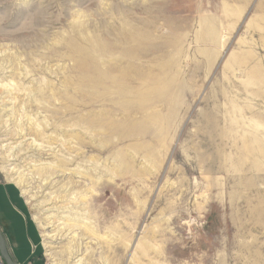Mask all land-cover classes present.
Segmentation results:
<instances>
[{
  "label": "rangeland",
  "instance_id": "1",
  "mask_svg": "<svg viewBox=\"0 0 264 264\" xmlns=\"http://www.w3.org/2000/svg\"><path fill=\"white\" fill-rule=\"evenodd\" d=\"M0 169L43 264H264V0H0Z\"/></svg>",
  "mask_w": 264,
  "mask_h": 264
},
{
  "label": "crops",
  "instance_id": "2",
  "mask_svg": "<svg viewBox=\"0 0 264 264\" xmlns=\"http://www.w3.org/2000/svg\"><path fill=\"white\" fill-rule=\"evenodd\" d=\"M0 229L9 253L17 264H43L37 257V230L25 213L18 190L15 185L1 177ZM0 264H5L1 256Z\"/></svg>",
  "mask_w": 264,
  "mask_h": 264
},
{
  "label": "bare ground",
  "instance_id": "3",
  "mask_svg": "<svg viewBox=\"0 0 264 264\" xmlns=\"http://www.w3.org/2000/svg\"><path fill=\"white\" fill-rule=\"evenodd\" d=\"M67 152H68V151H67ZM64 158H65V157H64ZM69 160H70V159H69ZM57 162H58V164H56L55 167H56V168L59 167L60 169H61V168L64 169L65 166H66L67 163H68V161H67L66 159H65L64 161H60V159H59V161H57ZM68 165H69V164H68ZM49 168H50V167H49ZM0 170H1V169H0ZM4 170H5V169H4ZM43 170H44V169H43ZM52 170H53V169H52ZM52 170H50L51 173H53ZM66 170H69V169H68V168L65 169V172H66ZM2 171H3V170H2ZM55 171H56V170H55ZM60 171H61V170H60ZM62 171H63V170H62ZM3 172H4V171H3ZM46 172H47V171H46ZM48 172H49V171H48ZM57 172H59V171H57ZM1 173H2V172H1ZM42 173H43V172H42ZM42 173H41V170H40V174H42ZM66 173H68V172H66ZM66 173H65V174H66ZM68 174H69V173H68ZM61 175H62V174H61ZM58 176H59V175H58ZM61 177H62V176H61ZM61 177H60V178H61ZM63 177H64V176H63ZM82 177H83V175H82ZM82 177H81V178H82ZM64 178H65V177H64ZM99 181H100V180H99ZM99 181H98V179H96V180H95V179H92V184H95V185H96V184H98ZM71 183H72V182H71ZM71 183H70V184H71ZM77 183H78V182H77ZM77 185H78V184H77ZM83 196H86V195H83ZM81 200H82L83 207H84V208L87 207L88 202H87L86 197H83ZM74 223H75V222H74ZM73 225H74V224H73ZM81 229H82V230H81ZM81 229H80V230H81V232H82L83 235H89V234H90V235H91V234L94 235V234H96V236H97V233L95 232V230H94L92 227H89V225H88L87 223H86V224L84 225V227L81 228ZM79 232H80V231H79ZM96 241H97V240H96ZM97 242H98V241H97ZM115 246H116V245H115ZM111 249H112V248H111ZM113 250L116 251V248H114ZM113 250H112V251H113ZM69 253H70V252H69ZM72 253H73V252H72Z\"/></svg>",
  "mask_w": 264,
  "mask_h": 264
},
{
  "label": "water",
  "instance_id": "4",
  "mask_svg": "<svg viewBox=\"0 0 264 264\" xmlns=\"http://www.w3.org/2000/svg\"><path fill=\"white\" fill-rule=\"evenodd\" d=\"M0 256L3 259L5 264H17L11 254L9 253V250L6 245L5 237L0 229Z\"/></svg>",
  "mask_w": 264,
  "mask_h": 264
}]
</instances>
